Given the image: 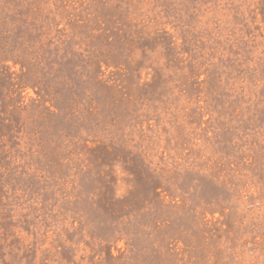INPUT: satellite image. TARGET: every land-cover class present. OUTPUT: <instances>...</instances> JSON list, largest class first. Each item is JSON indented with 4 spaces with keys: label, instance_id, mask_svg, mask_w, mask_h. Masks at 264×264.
<instances>
[{
    "label": "rangeland",
    "instance_id": "374dc122",
    "mask_svg": "<svg viewBox=\"0 0 264 264\" xmlns=\"http://www.w3.org/2000/svg\"><path fill=\"white\" fill-rule=\"evenodd\" d=\"M0 264H264V0H0Z\"/></svg>",
    "mask_w": 264,
    "mask_h": 264
},
{
    "label": "trees",
    "instance_id": "16d2710c",
    "mask_svg": "<svg viewBox=\"0 0 264 264\" xmlns=\"http://www.w3.org/2000/svg\"><path fill=\"white\" fill-rule=\"evenodd\" d=\"M121 83H124V81H122ZM112 86L117 87V88H120L121 87V84H119L118 81H115Z\"/></svg>",
    "mask_w": 264,
    "mask_h": 264
}]
</instances>
